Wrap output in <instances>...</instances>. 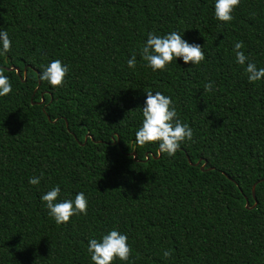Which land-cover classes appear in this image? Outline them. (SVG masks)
<instances>
[{"label":"trees","instance_id":"1","mask_svg":"<svg viewBox=\"0 0 264 264\" xmlns=\"http://www.w3.org/2000/svg\"><path fill=\"white\" fill-rule=\"evenodd\" d=\"M232 16L216 20L213 0H0L12 42L0 56L12 84L0 97V264H91L88 239L111 228L131 246L112 264H264V78L249 82L232 51L242 41L264 67V0ZM171 30L204 59L152 71L143 41ZM52 59L69 67L61 86L38 78ZM152 90L193 130L173 156L133 143ZM54 184L83 192L86 214L56 224L40 200Z\"/></svg>","mask_w":264,"mask_h":264},{"label":"clouds","instance_id":"2","mask_svg":"<svg viewBox=\"0 0 264 264\" xmlns=\"http://www.w3.org/2000/svg\"><path fill=\"white\" fill-rule=\"evenodd\" d=\"M240 0H213L214 18L222 22L233 19V9ZM180 31L171 30L160 34L148 32L140 49V55L146 62V67L152 71L163 70L173 60L180 58L184 63L191 62L192 65L200 63L205 53L198 43H190L182 38ZM11 40L8 32L0 28V56L9 52ZM242 41L233 43L235 63L243 66L249 82L260 81L264 78V67H258L256 63L248 59L241 50ZM129 68L136 65V55L132 54L126 60ZM69 71L67 64L59 59L49 60L42 65L38 74L41 82L49 85L61 86ZM212 81L204 85L205 91L212 90ZM12 90L9 77L0 71V97L6 96ZM142 119L134 132V145L143 146L150 142H157L161 153L173 156L186 140H191L193 130L182 122L176 112L172 98L161 91H145L143 106L140 107ZM135 148V147H134ZM40 176L33 175L28 178V183L38 185ZM43 207L47 215L56 224L67 223L69 218L76 214H86L88 201L83 192H76L69 197H62V189L59 184L52 185L47 191L40 195ZM128 236L116 228L108 229L99 238L90 237L87 241V253L91 264H112L114 259L128 261L131 251ZM171 250H164L163 256L168 257Z\"/></svg>","mask_w":264,"mask_h":264},{"label":"water","instance_id":"3","mask_svg":"<svg viewBox=\"0 0 264 264\" xmlns=\"http://www.w3.org/2000/svg\"><path fill=\"white\" fill-rule=\"evenodd\" d=\"M10 69H11V70H16V71L18 72V74H20V68H19V67H17V66H11ZM26 76H27V71H26V68H25L23 81L26 80ZM131 154L134 156V158L137 157V152H136V151L131 152ZM147 158H148V156H147ZM202 159H203V158H201L200 160H198V161L195 163V165L200 164V162L202 161ZM188 160H189L190 163H192V161H191V159H190L189 156H188ZM192 164H194V163H192ZM206 164H207V160H205L204 163L201 165V169H204ZM263 179H264V178H263ZM253 196H254V198L256 199V195H255V186H253ZM248 203H249V202H248V200H247V203H246L247 206H248ZM256 205H257V200L255 201V203L253 204L252 207H255Z\"/></svg>","mask_w":264,"mask_h":264}]
</instances>
